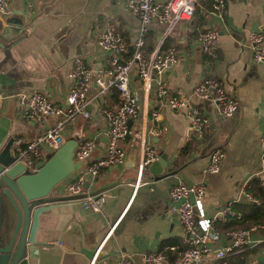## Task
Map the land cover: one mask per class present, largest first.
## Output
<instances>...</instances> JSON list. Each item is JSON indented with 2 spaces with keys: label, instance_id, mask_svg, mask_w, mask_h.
Listing matches in <instances>:
<instances>
[{
  "label": "crops",
  "instance_id": "crops-1",
  "mask_svg": "<svg viewBox=\"0 0 264 264\" xmlns=\"http://www.w3.org/2000/svg\"><path fill=\"white\" fill-rule=\"evenodd\" d=\"M2 17L5 25L0 32L10 24L21 29L17 35L9 30L8 36L13 37L8 40L0 39V147L10 137L35 138L54 123V116L28 117L23 96L38 90L55 104L65 103L72 62L80 57L92 69L89 116L77 119L64 134L95 137L92 157L103 154L108 137L102 110L116 107L118 100L110 89L96 97L95 78L110 66V55L98 36L112 24L126 49L134 46L137 14L125 0H8ZM207 28L218 32L211 53L200 48V34ZM164 30L165 24L152 21L144 36L143 46L149 49L143 51L146 58ZM255 31L264 34V0H226L219 11L212 8L211 0H196L193 16L176 22L164 38L177 52V59L161 77L165 97L155 95V85L146 93L136 69L130 78L138 113L129 119L132 132L121 141L125 160L128 153H135L136 162L143 144H151L158 156L165 154L170 175L153 177L149 165L137 185V168L127 167V160L101 171L91 187L102 197L100 210L70 199L42 212L35 232L37 253L28 258V264H89L94 255L96 264H115L119 253L129 255L134 264H146L142 257L146 251L166 253L175 250L177 242L185 245L186 234L169 198L170 186L178 181L205 184L203 207L209 216L227 201H240L243 182L264 176V62L253 59L249 34ZM207 76L222 79L226 90L238 99L239 108L232 116L222 115L212 99L193 94L194 85ZM173 95L188 99L208 117L201 133L191 128L184 110L168 106ZM152 111L157 117H152ZM216 148L223 150L224 157L220 170L213 173L207 166L209 153ZM50 152L43 145L41 163ZM60 195L68 194L60 191ZM252 237L264 238V227ZM166 257L167 263L171 261V256ZM201 264H211V260ZM243 264H264V241L246 254Z\"/></svg>",
  "mask_w": 264,
  "mask_h": 264
},
{
  "label": "built area",
  "instance_id": "built-area-1",
  "mask_svg": "<svg viewBox=\"0 0 264 264\" xmlns=\"http://www.w3.org/2000/svg\"><path fill=\"white\" fill-rule=\"evenodd\" d=\"M8 0H0V28L5 25L2 15L7 12ZM125 4L139 19L138 34L134 42V51L130 58L121 60L120 53L126 51V43L117 32L114 25H107L99 34L98 42L102 49L110 55V66L96 76V97L104 95L111 87L118 91L120 102L114 108H103V118L107 122V144L103 154L92 157L97 141L95 137L84 136L79 138L75 149V158L88 159L86 165L74 171L70 177L60 185V191L68 195L86 193L80 198L82 204L99 211L102 202L100 193L89 194L91 187L101 171L121 164L125 160L126 150L121 144L131 132L129 119L138 113L137 96L130 86L131 72L136 69L142 85L148 93L155 85V95L165 97V87L161 77L177 59V52L173 46L161 49L165 36L170 32L173 25L182 20L190 19L196 7V0H125ZM226 0H211L214 10H221ZM153 20L165 24L164 36L160 38L156 48L149 58L143 54L142 47L144 36L148 32ZM249 39L252 44L253 59L264 62V34L259 31L251 32ZM200 48L204 53H211L218 42V32L213 28L202 31L199 37ZM91 67L80 57H75L69 72L71 85L65 97V103L55 104L42 92L34 90L24 94L23 105L28 117L40 119L45 116H54L55 121L35 138L23 141L21 138L13 140L16 161H21L31 169H36L42 160L43 145L55 150L65 141L64 130L79 118H87L89 111L87 104V92L89 89ZM194 95L199 98L212 99L220 113L224 116H232L239 108V102L235 95L229 93L222 79L207 76L192 89ZM3 94L0 93V104ZM168 106L172 109H182L191 119V128L201 133L208 123V117L200 107L192 104L188 99L173 95L168 99ZM153 118L157 112L152 111ZM264 143V134L261 138ZM142 155L136 160L137 185L142 182L145 169L158 157L156 148L151 144H143ZM224 153L216 148L209 153L207 170L218 172ZM264 161V151L262 153ZM254 177V176H253ZM264 182V176H258ZM252 178V177H251ZM250 178V179H251ZM243 182L241 193L245 199L254 200L247 187L249 180ZM205 184L202 182L186 183L175 182L170 186L169 198L174 202L180 224L185 232L183 243L186 248L172 262L167 263L164 252L149 250L142 253L146 264H201L207 259L211 264H231L230 258L248 249L258 246L264 238L252 237V233L264 224H253L250 227H236L220 232L214 226L217 220L224 221L230 216L238 215L233 208V201H227L221 205L211 216L207 215L203 207ZM171 248H176L174 245ZM94 255L89 264H96ZM166 262V263H165ZM115 264H134L131 257L125 253H119L115 258Z\"/></svg>",
  "mask_w": 264,
  "mask_h": 264
},
{
  "label": "water",
  "instance_id": "water-1",
  "mask_svg": "<svg viewBox=\"0 0 264 264\" xmlns=\"http://www.w3.org/2000/svg\"><path fill=\"white\" fill-rule=\"evenodd\" d=\"M14 28H18L17 31ZM20 25L10 24L0 32L1 40H8V31L19 33ZM14 35V36H15ZM129 122V121H128ZM14 137L0 147V264H28L36 256L35 232L42 212L53 204L70 199H80L86 193L63 196L60 185L70 175L82 168L87 160L75 158L79 134L66 137L65 141L50 152L36 169L16 161ZM135 153H128L126 166L137 168ZM166 156L161 153L150 166L153 177L169 176L166 173ZM90 191L89 194H97ZM241 193L239 200H245Z\"/></svg>",
  "mask_w": 264,
  "mask_h": 264
},
{
  "label": "trees",
  "instance_id": "trees-1",
  "mask_svg": "<svg viewBox=\"0 0 264 264\" xmlns=\"http://www.w3.org/2000/svg\"><path fill=\"white\" fill-rule=\"evenodd\" d=\"M168 46L170 45H168L165 42V40H163L160 48L165 49ZM133 51H134V46H131L128 47L126 51L121 52L120 53L121 60H126L130 58L133 54ZM142 51L144 52L149 51V49L148 47L143 46ZM110 91L112 93V96L118 100L117 102L119 104L120 99L117 89L111 87ZM188 147L190 146L187 145L185 148L188 149ZM247 190L252 194L254 200L252 201L245 199L243 201H234L233 208L238 213V215L230 216L224 221L221 220L215 221L214 226L217 230H219L220 232H224L225 230L231 228H236V227L247 228L256 223L262 225L264 224V182H261L259 177L254 176L249 180ZM176 244H177V248L175 250H167L165 253L166 256H171L170 257L171 261L169 262L175 260L186 248L185 245H182L179 242H177ZM250 250L251 249H248L243 252L237 253V255L230 258L229 262L231 264H243L245 256L247 253L250 252Z\"/></svg>",
  "mask_w": 264,
  "mask_h": 264
}]
</instances>
